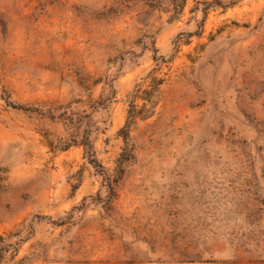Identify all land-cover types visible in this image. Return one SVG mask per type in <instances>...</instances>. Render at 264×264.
I'll list each match as a JSON object with an SVG mask.
<instances>
[{
  "label": "rangeland",
  "instance_id": "rangeland-1",
  "mask_svg": "<svg viewBox=\"0 0 264 264\" xmlns=\"http://www.w3.org/2000/svg\"><path fill=\"white\" fill-rule=\"evenodd\" d=\"M0 258L264 264V0H0Z\"/></svg>",
  "mask_w": 264,
  "mask_h": 264
},
{
  "label": "trees",
  "instance_id": "trees-1",
  "mask_svg": "<svg viewBox=\"0 0 264 264\" xmlns=\"http://www.w3.org/2000/svg\"><path fill=\"white\" fill-rule=\"evenodd\" d=\"M20 108H22V107H20ZM133 109H134V108H133ZM132 117H134V115H133V111H130V118H132ZM125 128H128V125H127ZM122 135H123V137L126 139L125 134H122ZM1 261H2V258H0V263H1Z\"/></svg>",
  "mask_w": 264,
  "mask_h": 264
}]
</instances>
